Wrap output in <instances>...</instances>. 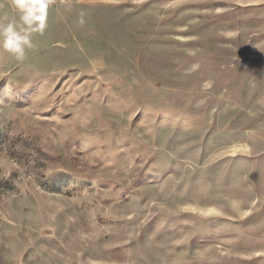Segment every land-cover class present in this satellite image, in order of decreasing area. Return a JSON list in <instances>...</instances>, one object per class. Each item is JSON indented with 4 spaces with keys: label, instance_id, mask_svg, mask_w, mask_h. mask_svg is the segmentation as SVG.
<instances>
[{
    "label": "rangeland",
    "instance_id": "374dc122",
    "mask_svg": "<svg viewBox=\"0 0 264 264\" xmlns=\"http://www.w3.org/2000/svg\"><path fill=\"white\" fill-rule=\"evenodd\" d=\"M46 25L0 47V264H264V0H49Z\"/></svg>",
    "mask_w": 264,
    "mask_h": 264
},
{
    "label": "clouds",
    "instance_id": "9594fccd",
    "mask_svg": "<svg viewBox=\"0 0 264 264\" xmlns=\"http://www.w3.org/2000/svg\"><path fill=\"white\" fill-rule=\"evenodd\" d=\"M49 0H14L19 20H8L0 24V47L12 54L17 60H23L26 49L33 47V33H43L46 28V16ZM81 13V17H83ZM80 23L84 20L81 18Z\"/></svg>",
    "mask_w": 264,
    "mask_h": 264
}]
</instances>
